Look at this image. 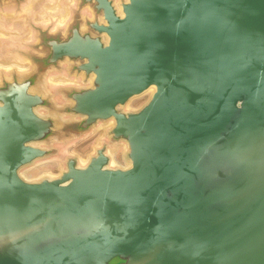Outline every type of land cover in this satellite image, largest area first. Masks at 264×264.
I'll use <instances>...</instances> for the list:
<instances>
[{"label":"water","instance_id":"1","mask_svg":"<svg viewBox=\"0 0 264 264\" xmlns=\"http://www.w3.org/2000/svg\"><path fill=\"white\" fill-rule=\"evenodd\" d=\"M76 1L0 79V264H264V0ZM61 64L82 84L64 106ZM110 121L126 167L103 143L22 177Z\"/></svg>","mask_w":264,"mask_h":264},{"label":"rangeland","instance_id":"2","mask_svg":"<svg viewBox=\"0 0 264 264\" xmlns=\"http://www.w3.org/2000/svg\"><path fill=\"white\" fill-rule=\"evenodd\" d=\"M76 0H0V79L9 77V70L22 66L30 69L31 62L28 54H37L31 48L37 42L36 28L49 29L51 31L64 30L71 20L72 11L76 9ZM67 11L66 17L61 19ZM86 13V10H83ZM42 14V15H41ZM8 66V67H6ZM66 64H61V70H52L47 73L46 89L51 94L52 101L58 106L68 104L59 93V89L82 86L81 80L68 77ZM9 69V70H8ZM49 78L66 80L64 82H50ZM150 98V93L145 92L133 97L124 107L123 111H137ZM44 114V110H40ZM68 118V117H66ZM110 126L99 122L97 127L89 130L81 136L65 138L60 142L54 141L48 147L51 155L43 160L35 162L32 166L21 171L23 178L29 181L38 180L48 173L58 174L65 168V159L74 156L79 159H88L103 143L107 144V154L113 161L114 167H126V149L122 142L109 143L107 131Z\"/></svg>","mask_w":264,"mask_h":264},{"label":"bare ground","instance_id":"3","mask_svg":"<svg viewBox=\"0 0 264 264\" xmlns=\"http://www.w3.org/2000/svg\"><path fill=\"white\" fill-rule=\"evenodd\" d=\"M118 11H119V9H118ZM42 15V14H41ZM66 15H67V11H65V13H64V15H61V17L59 18L60 19V21H59V23H61L62 21H61V19L62 18H64V17H66ZM6 67H8V66H6ZM17 69H19V70H21L22 69V66H17ZM49 81L50 82H65V80H59L58 78H49ZM153 87H151L150 89H149V92L150 93H152L153 92ZM108 125L109 126H112L113 125V123L110 121L109 123H108ZM86 159H79V162H78V165L80 166V165H85L86 164ZM113 163V161H111V164ZM128 165H129V163H128ZM48 178H55L57 175L56 174H53V173H48Z\"/></svg>","mask_w":264,"mask_h":264}]
</instances>
